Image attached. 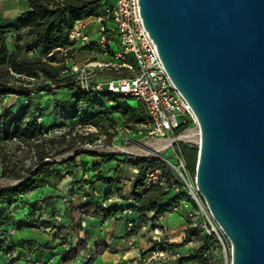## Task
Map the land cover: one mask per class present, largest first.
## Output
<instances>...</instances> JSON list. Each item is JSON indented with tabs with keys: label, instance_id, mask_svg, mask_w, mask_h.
<instances>
[{
	"label": "water",
	"instance_id": "95a60500",
	"mask_svg": "<svg viewBox=\"0 0 264 264\" xmlns=\"http://www.w3.org/2000/svg\"><path fill=\"white\" fill-rule=\"evenodd\" d=\"M139 4L169 76L196 114V186L232 245L231 264H264V0Z\"/></svg>",
	"mask_w": 264,
	"mask_h": 264
},
{
	"label": "trees",
	"instance_id": "16d2710c",
	"mask_svg": "<svg viewBox=\"0 0 264 264\" xmlns=\"http://www.w3.org/2000/svg\"><path fill=\"white\" fill-rule=\"evenodd\" d=\"M29 9L11 24L0 26V101L10 95H17L31 99L34 92V82L42 81V86L37 90L55 93V87L66 90L69 98L55 102L52 111L60 115L64 120H79L82 127L95 124L109 111H122L125 117H129L134 126H141L147 120V112L141 101L137 106H124L131 96H123L111 92L84 91L75 82L74 75L69 71L67 59L72 57L75 51V43L70 40L73 25L78 20L89 19L100 15L105 7L115 0H27ZM10 41L13 47H10ZM128 61L133 62L132 58ZM45 84V85H44ZM44 85V86H43ZM112 106L108 107L107 104ZM30 103L25 104L18 111L0 113V158L3 159L1 176L13 180L28 177L24 182L15 186L0 189V228L7 226L9 221L8 210L17 204L30 192L49 184L55 177L56 166L74 164L79 152L65 160L47 161L74 149L79 144L85 143V135L73 136V130L56 136H49L56 128L66 127L65 124H45L33 117L30 112ZM180 129L178 132H180ZM9 147L24 151L28 154L29 162L22 158L15 161L9 160ZM179 150L190 171H196L198 158L197 148H190L183 142L179 144ZM91 155L102 157L103 162L109 163L116 160L115 154ZM16 155V154H14ZM131 163L139 168L135 180L128 182L130 196L135 204L129 206V210L139 214L140 221L145 223L149 215L159 218L166 213L172 212L173 208L186 197L183 190L175 191L176 187L182 188L183 183L179 180L170 165L156 156L139 158ZM97 167V166H96ZM37 170L33 173L34 169ZM150 169H160L164 179V185H146V174ZM91 173L88 182H101L100 195L97 187L94 191L89 190L85 195V201L79 200L84 207L95 209L94 215L102 219H109L120 215L124 210L116 205H107L106 201L113 193L124 198L123 186L120 180L109 176H103L96 181L94 174L99 170L85 167ZM94 187V186H92ZM78 197L79 196V193ZM33 212V208L31 209ZM31 211L24 220L13 223V229L37 227L36 217ZM90 215V214H87ZM5 236L0 229V250L7 252V256L14 261L13 247L4 248ZM158 244L160 242H157ZM213 240L211 237L204 238V244L197 250L181 255L176 264H185L191 261L206 263V255L211 250ZM14 258V259H13ZM9 262L8 264H11Z\"/></svg>",
	"mask_w": 264,
	"mask_h": 264
},
{
	"label": "rangeland",
	"instance_id": "374dc122",
	"mask_svg": "<svg viewBox=\"0 0 264 264\" xmlns=\"http://www.w3.org/2000/svg\"><path fill=\"white\" fill-rule=\"evenodd\" d=\"M102 13L103 12L101 11L100 15H102ZM101 23L107 25L108 22L102 20ZM77 45H79V47L73 52L72 57L67 59V64L72 62L76 66L82 67L92 61H107V57L97 46ZM92 50H95L96 53H93ZM95 72L98 80H105L115 76V73L108 69H97ZM33 82L35 84V90L31 94V99L19 97L17 95L5 97L0 101V113H5L7 111L16 112L25 104L30 103L31 115L37 117L46 127L55 124L66 125V127H59L52 130L49 136L68 133L69 130H73V136H78V134L85 135L84 144H79L74 149L64 154L47 159L55 161L65 160L70 156L83 152L76 157L73 165H57L55 174V177L57 178H73L71 186L70 183H67L66 181L62 182L61 187L63 186V188H65L63 203L68 205L65 212L70 213L71 215H78H75L77 217L72 218L68 223H63L60 226H53L52 223L48 222V229L51 232L54 231V236L60 242L68 244L71 241L76 242L75 249H68L69 251L64 253L66 256L65 258L70 259L77 253L87 251L88 234L84 231L85 222L82 218L94 215L95 212V209L84 207L82 204L75 201V198L78 197L77 193H79L80 196L79 200L85 201V195L88 191H94L95 189L94 182L91 186L88 184V182L91 181V173L87 172L85 167L88 166L94 170H96L97 167L99 168L94 174L96 181H99L104 175L120 180L121 185L123 186L121 194L123 196L128 195L130 188V185L128 184L129 175L132 172V168L136 167L131 161L139 158L143 159L156 156L167 163V160L175 159V152L182 155L179 150L180 143L175 145V152L169 149L162 152L160 155L153 154L148 149L155 150L157 145L164 144L165 141L161 139L153 140L151 145H146L148 149L139 145L137 143L139 138L134 135L133 132L136 126L130 121L129 117H125V113L122 111H109L107 116L103 117L95 124H89L83 127L79 120L66 121L60 115H56L52 109L56 101L69 98V93L66 90L57 87L53 88L55 93L39 91L37 88L42 86V81ZM137 102V99H127L123 102V105L135 107L138 105ZM107 106L111 107L112 104L108 103ZM130 137L133 139H130ZM184 144L190 148H197V150H199L197 138H193L191 142ZM90 152H96L97 154H115L117 155V159L110 161L109 163L103 162L102 157L91 155ZM148 152L151 156H148ZM8 153L10 155L9 160L15 161L22 158L25 162H29L28 154L24 151L15 150L13 147H9ZM2 163L3 159L0 158V188L7 186L14 181L13 179L1 176ZM190 173L192 179H194L196 171H190ZM99 186L102 187L101 182L99 183ZM181 190L185 192L186 197L173 208L172 212L166 213L159 218H154V214L151 213L149 215V220L145 222V225L147 226L145 231L147 233H143L142 236L146 238L147 245L141 250L140 255L142 261L146 262V264H176L179 256L187 255L197 250L203 246L204 238L209 236L213 240V245L206 255L207 262L200 263L195 260L185 264H231L232 245L221 229L218 228L216 221L213 218L211 219L210 211L203 197L201 195H189L185 191L184 186ZM39 204L41 203L37 202V205ZM106 204L116 205L117 201L109 198L108 201H106ZM46 206L48 207L49 205L46 204ZM43 213V210L36 211L35 216L40 222H43ZM55 213L56 211L54 214ZM210 221H212V224ZM206 224H208L209 228L215 227L218 230L220 237L216 233L210 234L206 229ZM141 230L143 231L144 229L141 228ZM71 231L74 236L70 233ZM157 242L160 243L158 244ZM102 248L103 245L101 244L97 246L98 250H102ZM14 264H16V262Z\"/></svg>",
	"mask_w": 264,
	"mask_h": 264
},
{
	"label": "built area",
	"instance_id": "2783aa9c",
	"mask_svg": "<svg viewBox=\"0 0 264 264\" xmlns=\"http://www.w3.org/2000/svg\"><path fill=\"white\" fill-rule=\"evenodd\" d=\"M102 20L108 22L107 25L101 23ZM70 40L75 44L97 46L107 57L106 62L92 61L82 67L72 62L67 64L82 90L131 96L144 104L147 120L133 131L139 138V145L148 148L146 145H151L153 140H164L165 143L158 150L150 149L153 154L160 155L169 149L175 152V145L191 142L193 138L200 143L201 131L196 114L169 76L157 46L144 25L139 0H115L105 7L102 15L76 21ZM92 52L96 53L95 50ZM129 58L133 62L128 61ZM97 69L111 70L115 76L98 80ZM175 154V159L167 160V164L189 195H201L196 186V176L192 179L183 156L177 152ZM138 172V167L132 168L130 182L135 180ZM157 184H165L162 172L160 169H150L146 174V185ZM175 191L180 193L181 188L176 187ZM210 217L213 218L212 215ZM218 228L221 229L219 225ZM206 229L220 237L215 227L209 228L206 224Z\"/></svg>",
	"mask_w": 264,
	"mask_h": 264
},
{
	"label": "crops",
	"instance_id": "0c3cea01",
	"mask_svg": "<svg viewBox=\"0 0 264 264\" xmlns=\"http://www.w3.org/2000/svg\"><path fill=\"white\" fill-rule=\"evenodd\" d=\"M28 9L27 0H0V26L14 23ZM10 47H13L12 41ZM78 47L79 45L76 44L75 51ZM63 181L70 183L71 186L73 178L53 177L49 184L26 194L8 210V224L0 229L5 236L3 247H13L12 257L15 259L13 258L12 262V258L9 259L6 255L7 252L0 250V264L9 262L12 264L15 262L16 264H146L140 254L147 245L146 238L142 236L143 233H147L145 231L147 226L140 221L137 212L129 210V206L135 204L130 192L124 195V198L118 197L116 193L110 196V199L117 201L116 206L124 210L120 215L109 219H102L98 215L82 218L85 222L84 231L88 234L87 251L66 259L64 253L69 251L68 249H75L76 242L62 243L54 236V231L48 229L49 223L60 226L78 215L65 212L68 205L63 203L65 197V188L61 187ZM94 185L100 195L99 182ZM75 199L79 202V197ZM37 202L41 204L37 205ZM46 204L49 206L47 207ZM37 210L44 212L43 222L37 221V227L23 226L13 229V223L24 220L30 211L36 217ZM141 228L144 230L142 231ZM70 233L74 236L72 231ZM100 244L103 245L102 250L97 249Z\"/></svg>",
	"mask_w": 264,
	"mask_h": 264
},
{
	"label": "bare ground",
	"instance_id": "6f19581e",
	"mask_svg": "<svg viewBox=\"0 0 264 264\" xmlns=\"http://www.w3.org/2000/svg\"><path fill=\"white\" fill-rule=\"evenodd\" d=\"M160 140V139H159ZM156 142V141H155ZM158 142V141H157ZM154 143V142H153ZM163 146V144H161V145H157L156 146V150H158L160 147H162ZM100 148V147H99ZM126 148V147H125ZM143 149V148H142ZM148 149V148H147ZM155 149V148H154ZM149 151H150V148L148 149ZM129 151V150H128ZM149 153V152H148ZM134 154H135V152H134Z\"/></svg>",
	"mask_w": 264,
	"mask_h": 264
}]
</instances>
